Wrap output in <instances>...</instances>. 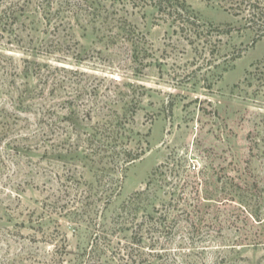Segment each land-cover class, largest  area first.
<instances>
[{
  "label": "rangeland",
  "instance_id": "374dc122",
  "mask_svg": "<svg viewBox=\"0 0 264 264\" xmlns=\"http://www.w3.org/2000/svg\"><path fill=\"white\" fill-rule=\"evenodd\" d=\"M151 2L0 0V264H264V0Z\"/></svg>",
  "mask_w": 264,
  "mask_h": 264
},
{
  "label": "trees",
  "instance_id": "16d2710c",
  "mask_svg": "<svg viewBox=\"0 0 264 264\" xmlns=\"http://www.w3.org/2000/svg\"><path fill=\"white\" fill-rule=\"evenodd\" d=\"M151 6H153L155 9H157L159 16L164 21H171L172 26L176 30H181L182 32L188 31L192 32V29L197 23L195 22V18L190 14L189 12V6L187 5L186 0H150ZM17 12V11H16ZM229 33V32H227ZM256 42V41H255ZM125 156L127 157L126 163H130L132 161H135L139 159V155L133 154V152L127 150L125 152ZM109 199H106L105 202L107 204H110L111 202V196L107 197ZM141 226V225H140ZM138 235H141V232L136 231L134 236L135 239H138V243H142V237H139ZM134 239V237H133ZM135 241V240H134ZM125 255L129 257H135L134 255H139L140 252H137L135 249H124Z\"/></svg>",
  "mask_w": 264,
  "mask_h": 264
}]
</instances>
